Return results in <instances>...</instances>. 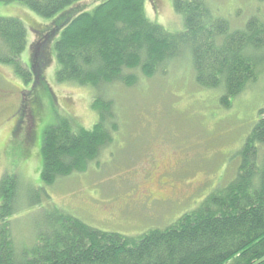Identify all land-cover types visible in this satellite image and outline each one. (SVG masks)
I'll return each instance as SVG.
<instances>
[{"label": "trees", "instance_id": "obj_1", "mask_svg": "<svg viewBox=\"0 0 264 264\" xmlns=\"http://www.w3.org/2000/svg\"><path fill=\"white\" fill-rule=\"evenodd\" d=\"M86 1L0 0V9L17 3L47 19L40 23L43 26L32 27L36 41L30 44L24 63L26 25L17 17L1 16L0 11V63L11 66L29 84L17 92L14 134L23 115L33 127L41 125L43 97L52 94L44 74L50 64L55 62L58 83L95 92L91 107L97 119L90 128L61 117L42 133L39 129L26 133L27 147L39 143L40 179L45 186L85 171L123 137V128L132 119L119 112L116 95L120 96L121 88L137 85L140 77L163 75L186 57L194 84L214 92L223 109L264 77V3L260 0H252L256 5L250 3L253 8L245 18L240 9L231 13L242 16L237 24L211 0H172L183 23L178 32L150 21L145 0H102L78 6ZM259 116L242 133L237 160L227 167L230 181L224 187L212 188L196 207L171 223L150 225L135 235L102 230L53 208L46 229L36 232V238L28 237V245L20 240L23 246L18 248L13 236L17 232L11 230L9 219L20 209L15 204L18 184L3 172L0 264H264V108ZM170 184L175 185L172 178ZM112 207L105 208L109 212Z\"/></svg>", "mask_w": 264, "mask_h": 264}, {"label": "rangeland", "instance_id": "obj_2", "mask_svg": "<svg viewBox=\"0 0 264 264\" xmlns=\"http://www.w3.org/2000/svg\"><path fill=\"white\" fill-rule=\"evenodd\" d=\"M101 1L87 0L78 6L85 8ZM171 1L145 0L144 10L150 21L170 32H178L183 29V23ZM211 1L222 14H230L234 24L242 16L231 13L240 9L245 18L255 3ZM8 5L0 9L1 16L17 17L26 25V46L21 54V60L26 63L30 44L36 41L32 27L43 26L47 19L21 4L3 6ZM176 62L163 75L140 77L134 87L121 88L120 96L116 95L121 104L119 112L132 119L123 128V137L115 140L113 147L104 149L85 171L62 178L50 187L40 179L39 143L27 147L25 135L34 129L42 133L45 126L61 117L73 118L79 125L90 128L97 119L91 107L95 92L71 83H58L54 78L55 62L50 64L44 74L52 94L43 97L41 125L33 127L28 116L23 115L20 129L14 134L12 112L20 101L17 92L29 84L19 79L11 66L0 63V90L7 94L6 100L0 96V177L5 172L18 184L15 204L20 209L9 218L11 230L17 232L13 236L18 248L23 243L20 240L28 245L30 237L36 238V232L46 229L53 208L75 214L102 230L135 235L150 225L165 226L196 207L212 188L224 187L230 181L227 167L237 160L242 133L249 130L251 123L260 117L259 109L264 108V77L233 99L229 109H223L214 92L194 84L187 58ZM23 94L25 99L26 92ZM7 143L9 149L5 147ZM165 171L173 172L170 177L176 185L174 189L164 188L161 196L168 199L156 201L160 195L152 177ZM109 204L113 205L112 213L104 210Z\"/></svg>", "mask_w": 264, "mask_h": 264}, {"label": "flooded vegetation", "instance_id": "obj_3", "mask_svg": "<svg viewBox=\"0 0 264 264\" xmlns=\"http://www.w3.org/2000/svg\"><path fill=\"white\" fill-rule=\"evenodd\" d=\"M0 96H3V99L2 100H6V98H7V94H6V92H0ZM19 105V104H18ZM17 106V105H16ZM15 106V107H16ZM18 106L14 109V111L12 112V116L14 115H16V114H18L19 112H18ZM13 116V117H14ZM17 126V125H16ZM15 126V127H16ZM14 127V128H15ZM176 173H178V172H176ZM173 174V172L172 171H165V172H163V173H159V174H156V173H154V175H153V177H152V179L154 180V182H155V190L157 191V193L160 195V196H156V198H155V200L156 201H165L166 200V198L167 197H162L161 195H163V190H164V188L165 187H168V188H170V189H174V187H175V185H172V184H170L169 185V183L171 182V175ZM169 198V197H168ZM167 198V199H168ZM105 209V211H108L109 209H106V208H104ZM114 209V208H113ZM111 210V211H109V212H107V213H112L114 210Z\"/></svg>", "mask_w": 264, "mask_h": 264}]
</instances>
